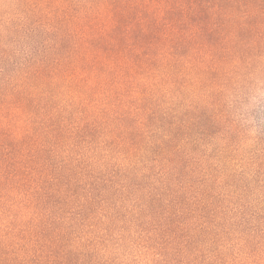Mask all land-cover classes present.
<instances>
[{"label":"trees","instance_id":"obj_1","mask_svg":"<svg viewBox=\"0 0 264 264\" xmlns=\"http://www.w3.org/2000/svg\"><path fill=\"white\" fill-rule=\"evenodd\" d=\"M70 8L0 26V264H71L74 232L110 219L90 248L117 229L138 264H243L220 197L244 164L232 105L264 75V0Z\"/></svg>","mask_w":264,"mask_h":264},{"label":"rangeland","instance_id":"obj_2","mask_svg":"<svg viewBox=\"0 0 264 264\" xmlns=\"http://www.w3.org/2000/svg\"><path fill=\"white\" fill-rule=\"evenodd\" d=\"M78 1L69 0L68 4H64L56 0H0V26L24 24L27 27H38L48 22V19L55 23L58 21L56 16L59 11L65 8L71 12V5L74 7ZM18 55V61H22V57L26 56L24 53ZM259 78L260 84L253 92L254 96L252 95L253 97L251 96L243 104L232 105V114L238 126L244 131V136L232 145L233 157L242 159L244 164L241 169L238 167L240 164L235 166L228 176L234 179L232 180L234 182L230 181V184L236 188V192L231 188L224 197H220L228 201L224 204L225 221L222 224L224 228L235 230L234 233L231 232L229 238H226L229 240L227 246L230 245L229 243L236 245L244 243V240L250 241L248 249L245 248L244 251L248 255L251 253V256L245 257L244 255L247 254L242 252L243 264H264V75ZM231 100L233 98L229 99L230 104ZM109 155L104 150L103 155L99 154L98 159L102 160ZM117 163L121 162L117 161ZM231 165L232 163H228L230 169H232ZM110 168L115 169V165L107 167V169ZM110 203L112 205L114 201L110 200ZM98 205L101 207L102 204ZM109 211L111 209L107 208L106 212ZM11 220V216L6 212L2 214L0 210V237L12 229L10 228ZM110 220L104 226L97 225L92 230L84 229V232L80 234L74 232L76 234L69 240L75 243L74 246L76 245L78 250L71 249L73 253L70 257L71 264L75 262L76 264H92L94 261L100 264H138L140 261L148 263L146 258L142 260L143 256L139 255L136 235L133 236V245L119 243L115 241L119 233L117 229L106 232L105 238L110 239V242L93 238L97 241L94 247H89L87 240L92 237L87 235V231H92V236L102 238L105 233L103 230L112 224ZM131 236L129 234L127 237Z\"/></svg>","mask_w":264,"mask_h":264}]
</instances>
